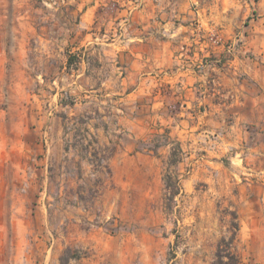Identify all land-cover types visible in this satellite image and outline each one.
I'll return each mask as SVG.
<instances>
[{"label":"rangeland","instance_id":"1","mask_svg":"<svg viewBox=\"0 0 264 264\" xmlns=\"http://www.w3.org/2000/svg\"><path fill=\"white\" fill-rule=\"evenodd\" d=\"M232 238L264 264V0H0V264H217Z\"/></svg>","mask_w":264,"mask_h":264},{"label":"trees","instance_id":"2","mask_svg":"<svg viewBox=\"0 0 264 264\" xmlns=\"http://www.w3.org/2000/svg\"><path fill=\"white\" fill-rule=\"evenodd\" d=\"M181 153L182 148L180 146L171 150L169 155V164L176 165L177 163H179L178 158ZM164 183L166 190L171 193L169 200L172 202V204L169 207V211L174 212V205H176V197L179 193L178 191L181 189V180L179 178H175L174 180L172 176L167 175L165 176ZM232 215L234 216V230L235 232H238L240 230L238 214L236 212H233ZM234 238H232L229 242H226L224 239L223 242H221V244L219 245V250L217 253V264H240V255L238 254L237 250L234 249V246H232ZM225 257H229L230 261L225 262Z\"/></svg>","mask_w":264,"mask_h":264},{"label":"crops","instance_id":"3","mask_svg":"<svg viewBox=\"0 0 264 264\" xmlns=\"http://www.w3.org/2000/svg\"><path fill=\"white\" fill-rule=\"evenodd\" d=\"M162 50H151L150 56L153 57V62L158 61L157 58L162 54Z\"/></svg>","mask_w":264,"mask_h":264}]
</instances>
